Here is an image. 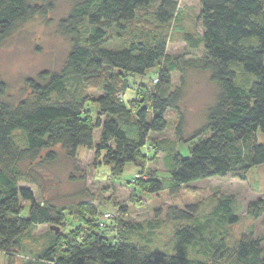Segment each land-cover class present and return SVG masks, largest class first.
<instances>
[{"label":"trees","instance_id":"obj_1","mask_svg":"<svg viewBox=\"0 0 264 264\" xmlns=\"http://www.w3.org/2000/svg\"><path fill=\"white\" fill-rule=\"evenodd\" d=\"M40 1L0 0V45L17 27L53 9L52 3ZM199 1L203 33L183 38L191 48L202 47L205 55L188 66L208 72L218 93L205 126L187 140L179 119L176 137L189 143L187 156L168 139L148 142L151 133L167 128L166 112H177L181 100L171 78L178 65L166 53L177 0H76L58 23V31L71 44L62 69L27 79L31 96L15 104L1 99L5 91L0 84V252L6 264H11L25 232L46 224L57 230L64 216L63 210L41 205L30 189L18 186V164L33 162L57 145L69 159L76 158L80 147L95 150L116 175L127 164L136 167L129 184L147 196L149 236L169 222L183 225L173 229L171 253L135 242L131 236L141 227L128 229L119 222L126 230L97 224L99 231L87 232L81 240L54 236L36 259L23 264H264L261 239L242 237L232 248L227 246L228 227L240 220L233 195L218 197L200 215L202 197L187 188L212 177L244 179L253 167L264 166V141L258 139L264 135V0ZM110 38L122 47L110 48ZM153 68L158 70L148 107L135 108L137 99L127 106L128 76L143 77ZM88 88L101 92L93 101L95 118L86 109ZM14 132L23 135V147L17 146ZM147 146L163 155L168 178L146 173L148 180L140 182L149 158L143 151ZM21 200L27 202L26 209ZM118 210L132 214L136 207ZM263 213L264 199L248 204L249 217L257 220Z\"/></svg>","mask_w":264,"mask_h":264},{"label":"rangeland","instance_id":"obj_2","mask_svg":"<svg viewBox=\"0 0 264 264\" xmlns=\"http://www.w3.org/2000/svg\"><path fill=\"white\" fill-rule=\"evenodd\" d=\"M75 1L41 0L43 4L52 3L53 9L45 17H35L17 27L0 45V84L5 91L2 100L15 104L29 98L31 92L26 85L27 79L35 80L39 73H54L62 69L71 44L57 28L59 20L69 12ZM177 4L175 18L168 29L166 53L178 65V70L172 73L171 78L173 88H179L181 91V100L177 112H166L167 128L161 133H151L148 142L168 139L176 144L177 150L183 156H187L189 143H181L176 137L179 119L183 120L182 138L187 140L196 130L205 126L207 110L213 104L218 88L210 81L208 72L188 66L190 63H198L205 55L202 47L191 48L183 38L185 34L199 38L203 33L200 1L177 0ZM107 45L115 49L122 47L121 43L113 38L109 39ZM157 70L153 68L143 77L128 76L130 88L124 95L127 106L137 99L138 102L133 103L135 108L148 107L149 96L156 84ZM112 73L119 72L113 70ZM86 93L89 97L86 109L91 117L95 118L97 109L93 101L101 92L88 88ZM99 133L100 131L96 130L97 141ZM258 139L264 141V135L259 134ZM14 140L18 147L25 144L20 132H14ZM143 151L149 158L146 160L140 182L148 180L146 173L157 178H168L163 165V155L150 152L148 146ZM50 153L54 155L52 160H48ZM100 156L95 150L80 147L76 158L69 159L57 145L43 150L33 162L18 164L22 176L18 186L30 189L35 201L41 205L63 210L64 216L61 222L55 225L57 230L53 231V228L46 224L33 226L25 232L19 239V246L12 256L11 264H23L27 260L36 259L54 236L64 240H81L87 232H98V226L106 229L117 224L125 229L121 223H125L128 229L129 226L141 227L140 230H133L135 232L131 237L135 242L147 244L154 250L172 252L173 229L183 224L169 222L149 236L146 227L150 219L147 196L140 188L134 190L129 184L138 169L132 164H127L122 173L116 175L110 167L103 166ZM187 188L196 190L202 197L200 215L206 214L218 197L233 195L240 220L228 227L227 246L232 248L233 244L245 237L261 239V247L264 250V213L257 220L247 215L249 203L264 199L263 165L250 169L244 179L233 176L212 177L192 182ZM176 201L171 199V202ZM20 204L26 209L27 202L21 200ZM130 205L136 207L134 213H119L120 207ZM105 214H109L110 218L99 221ZM0 264H6V257L1 252Z\"/></svg>","mask_w":264,"mask_h":264},{"label":"built area","instance_id":"obj_3","mask_svg":"<svg viewBox=\"0 0 264 264\" xmlns=\"http://www.w3.org/2000/svg\"><path fill=\"white\" fill-rule=\"evenodd\" d=\"M138 176H136V178H137ZM110 218V215L109 214H105L104 215V220H108ZM100 225L102 226L103 224L102 223H100Z\"/></svg>","mask_w":264,"mask_h":264}]
</instances>
